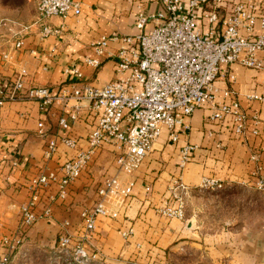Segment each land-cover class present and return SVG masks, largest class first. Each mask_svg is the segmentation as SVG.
<instances>
[{
  "label": "built area",
  "instance_id": "2783aa9c",
  "mask_svg": "<svg viewBox=\"0 0 264 264\" xmlns=\"http://www.w3.org/2000/svg\"><path fill=\"white\" fill-rule=\"evenodd\" d=\"M158 1L163 5L162 12L145 14L141 10L137 14L138 34L113 32L94 42L93 54L85 57L82 66L64 69V74L72 81L62 84L56 92L48 87H27L25 68L17 71L7 91H0V112L7 102L34 101L43 113L55 105L60 106L64 114L59 117L58 125L70 133L49 140L45 156L51 158L60 144L76 152L55 170L29 179L26 185L29 197L19 206V228L23 233L41 219L52 220L54 206L67 199L71 186L89 169L98 152L106 146L118 150L114 158L118 174L106 176L98 183V200L82 210L80 231L70 233L69 221L60 226L59 258L70 263L90 264L100 258L98 250L91 252L89 247L97 233L98 217L118 219L134 195V182L122 181L119 174L130 176L138 171L164 129L176 143L179 140L177 129L188 133L194 114L209 108L207 124L226 127L238 138H245L247 132L254 136L259 134L260 114L242 107L239 92L233 88L236 81L233 66L264 70V3L255 0ZM81 14L80 0H38L32 26L41 30L44 39L57 37L65 32V25L55 26L52 19L66 20ZM8 24L1 21L0 29ZM113 43L118 49L110 54L108 49ZM24 46V36L19 34L12 47L22 51ZM0 57L10 65L15 62L10 53H1ZM105 57L115 60L114 80L102 86L86 82L82 67L98 71ZM218 81L230 85L218 89ZM248 98L264 103V96L252 94ZM85 108L94 125L84 148L71 132ZM38 134L46 135L43 121L38 124ZM195 148L188 144L182 149L181 167L191 160ZM257 159V155L251 158L255 162ZM258 174V171L253 173L254 184L264 193V177ZM199 187L218 190L223 185L215 178L204 177ZM171 195L172 203L158 208V213L170 220L183 221L190 189L176 180ZM132 234L133 229L122 232L125 238ZM3 240L11 249L22 242L20 238Z\"/></svg>",
  "mask_w": 264,
  "mask_h": 264
},
{
  "label": "crops",
  "instance_id": "0c3cea01",
  "mask_svg": "<svg viewBox=\"0 0 264 264\" xmlns=\"http://www.w3.org/2000/svg\"><path fill=\"white\" fill-rule=\"evenodd\" d=\"M80 1L81 16L66 20L52 19L51 23L55 26L65 25V32L61 36L44 39L41 30L32 26L37 15V3L35 17L30 23L11 21L2 28L0 54L10 53L15 62L10 65L0 57V91H7L17 71L25 68L28 73L27 87H48L56 92L62 84L72 81L70 76L64 74V69L72 65L82 66L85 57L93 54L94 42L113 32L136 35L139 30L135 27V20L139 11L145 14L163 11V5L158 0ZM255 1L264 3V0ZM19 34L24 36L25 46L22 51H15L12 42ZM117 49L118 45L113 43L108 52L113 54ZM82 70L86 82L102 86L114 80L115 60L105 57L98 71L86 66ZM233 70L236 75L233 88L239 92L242 107L260 114L259 134L254 136L247 132L245 138H238L226 127L207 124L209 108L200 109L194 114L188 133L177 129L179 140L176 143L170 140L168 131L164 129L138 171L130 176L119 174L122 181L134 182V195L118 219L98 217L97 233L92 244L100 257H105L107 261L121 255L131 259L146 258V254H143L145 250L167 248L182 239L186 230H191L194 235L196 227L193 223L190 226L189 219H184V223L176 219L166 222L158 213V208L172 203L171 188L176 180L190 189L188 203L192 199L197 201L201 195H207L205 193L209 194L199 187L204 177L219 180L228 191L245 186L259 192L253 173L258 171L264 177V103L250 100L248 96H264V70L240 66H233ZM229 85L223 81L216 83L218 89ZM63 114V109L58 105L43 113L39 104L30 100L3 105L0 112V200L6 199L7 205L14 203L19 206L27 201L29 191L26 185L31 177L55 170L76 154L73 149L60 144L51 158L45 156L49 140L70 133L58 125V119ZM40 121L45 123L46 135L43 137L38 134ZM93 125L85 108L71 132L84 148ZM188 144L196 148L191 153V160L181 167L182 149ZM117 153L113 146H106L98 152L89 169L71 186L67 199L54 206L52 220H39L28 230L27 236L37 243L48 242L56 238L65 221L70 223V233L79 232L82 228V210L92 207L98 200V183L106 176L118 174L114 165ZM255 155L258 156L256 162L251 160ZM259 194L264 198V193ZM235 228L233 240L239 243H232L237 247L233 257L241 255L248 263L264 264V219ZM128 229H133V234L123 238L122 232ZM232 235H228V238H232ZM223 255L228 254L225 252Z\"/></svg>",
  "mask_w": 264,
  "mask_h": 264
},
{
  "label": "rangeland",
  "instance_id": "374dc122",
  "mask_svg": "<svg viewBox=\"0 0 264 264\" xmlns=\"http://www.w3.org/2000/svg\"><path fill=\"white\" fill-rule=\"evenodd\" d=\"M37 2L0 0V22L30 23L35 17ZM2 45L0 29V48ZM204 192L209 194L201 195L197 201L192 199L186 210L185 221L189 219L190 226L193 223L196 227L194 235L191 230H186L182 239L167 248L145 250L143 254H146V258L131 259L121 255L107 261L101 256L90 264H252L241 255L233 257L237 247L232 243L238 244L239 241H234L232 234L236 233L235 227L249 226L257 219H264V198L259 192L245 186H237L231 191L222 187ZM5 200H0V264H74L59 258L58 234L53 240L37 243L27 236L28 233H23L19 228L20 205H7ZM162 218L166 222L171 221ZM228 235H232V238H228ZM6 237L20 238L22 242L11 249L4 244ZM89 247L91 252L95 251L93 244ZM225 252L227 256L223 255Z\"/></svg>",
  "mask_w": 264,
  "mask_h": 264
}]
</instances>
